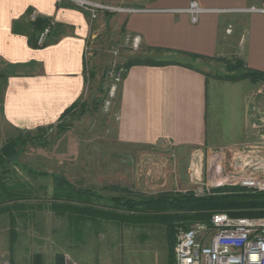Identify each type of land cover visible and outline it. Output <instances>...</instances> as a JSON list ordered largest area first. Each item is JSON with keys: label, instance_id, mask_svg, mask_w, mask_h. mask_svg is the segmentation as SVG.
<instances>
[{"label": "rangeland", "instance_id": "obj_1", "mask_svg": "<svg viewBox=\"0 0 264 264\" xmlns=\"http://www.w3.org/2000/svg\"><path fill=\"white\" fill-rule=\"evenodd\" d=\"M95 1L135 9L148 0ZM118 14L104 11L92 20H97L102 30L89 41L92 55L85 65L82 99L59 122L22 132L23 142L14 147L0 168L4 173L0 179V260L63 264L68 254L80 264H174L166 223L134 222L132 214L140 207L136 205L133 211L122 205L115 207L112 198L137 203L163 193L204 196L216 187L247 188L241 185L247 176L264 177V126L260 139L255 138L257 143L225 145L243 136L240 123L249 88L247 81L215 78L242 71H231L228 62L233 59H193L184 53L167 56L160 49L146 57L197 64L215 79L209 81L207 109L209 142L215 147L176 150L162 143L136 147L117 138L119 83L110 94L112 64L123 67V59L140 58H128V54L138 52L141 43L139 40L138 46L132 47L137 34L124 35L122 24L114 29L113 17ZM112 49H118L117 55ZM257 82L261 85L257 95H264V79ZM18 135L0 131V149ZM59 178L90 193V199L57 192ZM89 204L107 210L109 216H89L83 210ZM182 227L175 224V238Z\"/></svg>", "mask_w": 264, "mask_h": 264}, {"label": "crops", "instance_id": "obj_2", "mask_svg": "<svg viewBox=\"0 0 264 264\" xmlns=\"http://www.w3.org/2000/svg\"><path fill=\"white\" fill-rule=\"evenodd\" d=\"M189 1L148 0L113 17L114 29L122 24L124 35L140 37L138 52H129L128 58L153 56L154 49L167 56L181 51L239 59L246 67L264 72V13L211 11L201 13L193 23L187 13L174 11L187 7ZM196 1L210 9L262 3ZM32 10L55 23L42 45L36 44L39 31L29 18ZM96 21L69 0H0L1 133L12 135L55 124L66 108L82 99L84 46L102 30ZM228 24L232 25L230 33L225 31ZM173 60L178 63L133 64L126 69L115 106L116 134L121 142L136 147L162 143L176 150L215 147L209 142L207 123L209 81L215 79L197 64ZM240 81H247L249 87L240 123L243 136L225 145L257 143L255 138L264 126V95H257L261 85L249 79Z\"/></svg>", "mask_w": 264, "mask_h": 264}, {"label": "built area", "instance_id": "obj_3", "mask_svg": "<svg viewBox=\"0 0 264 264\" xmlns=\"http://www.w3.org/2000/svg\"><path fill=\"white\" fill-rule=\"evenodd\" d=\"M85 10L90 20H95L100 12L118 11L126 12L133 9L113 7L107 3L95 0H69ZM178 13H187L191 22L195 23L199 15L204 12H242L264 13V0L259 6H249L231 9H210L199 6L196 0H190L187 7L174 9ZM36 11L29 12V18L34 21L37 18ZM47 22L38 32L36 44L42 45L51 33L54 20L46 18ZM226 33L232 31V25L228 24ZM140 37L136 35L132 39V47L138 46ZM111 53L117 55L118 49H112ZM92 55L91 42L84 46V61ZM125 69L116 63L112 64L111 76L113 84L110 94L113 93L118 83L121 82ZM241 185L254 191H264V177L247 176L241 181ZM0 264H10L7 259L0 260ZM63 264H80L72 256L64 255ZM174 264H264V217H231L226 212H216L210 217V222H195L188 228H179L174 244Z\"/></svg>", "mask_w": 264, "mask_h": 264}, {"label": "trees", "instance_id": "obj_4", "mask_svg": "<svg viewBox=\"0 0 264 264\" xmlns=\"http://www.w3.org/2000/svg\"><path fill=\"white\" fill-rule=\"evenodd\" d=\"M47 22L46 18L37 17L32 26L35 30H42ZM177 53H184L191 58H205L209 57L201 56L193 53H185L178 51ZM225 60V59H224ZM178 63L176 60H163L153 58H130L123 63V67L126 69L133 64H147V65H165ZM231 71L234 69H240L242 71L225 74L222 76H215L217 79L236 82L242 79H249L251 81L263 80L264 72L250 69L246 67L239 59H233L230 62ZM232 63V65H231ZM76 103L66 108L62 115H66L71 108L75 107ZM39 130L41 128H38ZM37 129V130H38ZM18 137L11 138L0 149V168L3 163L8 160V156L13 152L14 147L23 142L21 134ZM1 175L4 176L2 170ZM57 178V177H56ZM57 192H69L75 196H83L90 199V193L73 187L66 179L59 178L56 184ZM62 189V190H61ZM1 192V191H0ZM1 194V193H0ZM112 206H123L124 208L131 209L138 205L140 208L135 209V213L132 214L134 222H163L166 223L170 235L169 240V252L173 256V247L175 244V224L179 223L184 228H188L192 223L201 222L209 223L210 217L216 212H226L231 217H264V191H254L245 187H216L212 189V193L204 196H194L191 192L187 193H163L158 196H149L141 199L137 203L132 199H123L120 197H114L111 199ZM90 205L84 207L83 210L89 214V216H109L107 210L101 211ZM73 209L72 207H70ZM102 214V215H101ZM173 264V261L172 263Z\"/></svg>", "mask_w": 264, "mask_h": 264}]
</instances>
